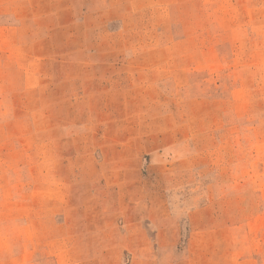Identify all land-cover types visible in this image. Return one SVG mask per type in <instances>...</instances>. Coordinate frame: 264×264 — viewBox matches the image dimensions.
<instances>
[{"label": "rangeland", "instance_id": "rangeland-1", "mask_svg": "<svg viewBox=\"0 0 264 264\" xmlns=\"http://www.w3.org/2000/svg\"><path fill=\"white\" fill-rule=\"evenodd\" d=\"M0 264H264V0H0Z\"/></svg>", "mask_w": 264, "mask_h": 264}]
</instances>
